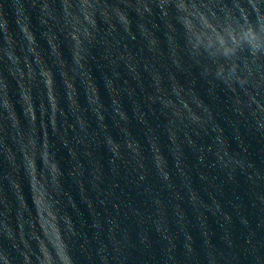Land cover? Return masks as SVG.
<instances>
[{"label":"water","instance_id":"1","mask_svg":"<svg viewBox=\"0 0 264 264\" xmlns=\"http://www.w3.org/2000/svg\"><path fill=\"white\" fill-rule=\"evenodd\" d=\"M0 264H264V0H0Z\"/></svg>","mask_w":264,"mask_h":264}]
</instances>
